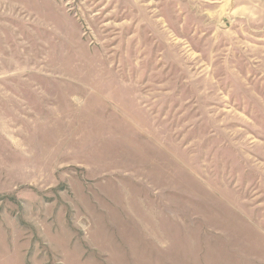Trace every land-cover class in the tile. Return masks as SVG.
<instances>
[{
    "label": "rangeland",
    "instance_id": "obj_1",
    "mask_svg": "<svg viewBox=\"0 0 264 264\" xmlns=\"http://www.w3.org/2000/svg\"><path fill=\"white\" fill-rule=\"evenodd\" d=\"M0 264H264V0H0Z\"/></svg>",
    "mask_w": 264,
    "mask_h": 264
}]
</instances>
